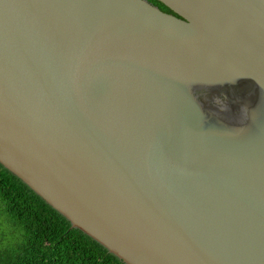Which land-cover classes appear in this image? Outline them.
I'll return each instance as SVG.
<instances>
[{
    "label": "water",
    "instance_id": "obj_1",
    "mask_svg": "<svg viewBox=\"0 0 264 264\" xmlns=\"http://www.w3.org/2000/svg\"><path fill=\"white\" fill-rule=\"evenodd\" d=\"M0 0V164L125 264H264V0Z\"/></svg>",
    "mask_w": 264,
    "mask_h": 264
},
{
    "label": "trees",
    "instance_id": "obj_2",
    "mask_svg": "<svg viewBox=\"0 0 264 264\" xmlns=\"http://www.w3.org/2000/svg\"><path fill=\"white\" fill-rule=\"evenodd\" d=\"M171 12L158 0H151ZM0 212L18 240L0 246V264H125L0 164ZM3 240V237H1Z\"/></svg>",
    "mask_w": 264,
    "mask_h": 264
},
{
    "label": "rangeland",
    "instance_id": "obj_3",
    "mask_svg": "<svg viewBox=\"0 0 264 264\" xmlns=\"http://www.w3.org/2000/svg\"><path fill=\"white\" fill-rule=\"evenodd\" d=\"M7 216L0 212V246L6 247L7 244L11 245L18 240V235H13L9 225L7 224ZM3 237V240H1Z\"/></svg>",
    "mask_w": 264,
    "mask_h": 264
},
{
    "label": "flooded vegetation",
    "instance_id": "obj_4",
    "mask_svg": "<svg viewBox=\"0 0 264 264\" xmlns=\"http://www.w3.org/2000/svg\"><path fill=\"white\" fill-rule=\"evenodd\" d=\"M151 1V0H150Z\"/></svg>",
    "mask_w": 264,
    "mask_h": 264
}]
</instances>
